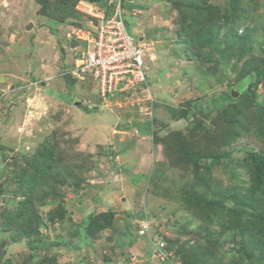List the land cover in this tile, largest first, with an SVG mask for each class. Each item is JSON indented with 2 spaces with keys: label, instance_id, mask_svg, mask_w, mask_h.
<instances>
[{
  "label": "rangeland",
  "instance_id": "374dc122",
  "mask_svg": "<svg viewBox=\"0 0 264 264\" xmlns=\"http://www.w3.org/2000/svg\"><path fill=\"white\" fill-rule=\"evenodd\" d=\"M135 1L125 18L154 44L153 100L119 95L89 111L95 84L60 76L86 18L0 0V264H264V0ZM124 112L118 126L147 121L160 143L142 176L97 147Z\"/></svg>",
  "mask_w": 264,
  "mask_h": 264
},
{
  "label": "built area",
  "instance_id": "2783aa9c",
  "mask_svg": "<svg viewBox=\"0 0 264 264\" xmlns=\"http://www.w3.org/2000/svg\"><path fill=\"white\" fill-rule=\"evenodd\" d=\"M125 0H105L103 5L80 0L75 11L85 17L73 39V63L64 73L95 83L100 102L121 95L140 94L150 102L148 73L145 63H154L153 42L138 40L128 30L124 10ZM72 39V37H71ZM85 46L80 48V44ZM94 105L89 104L88 108Z\"/></svg>",
  "mask_w": 264,
  "mask_h": 264
},
{
  "label": "crops",
  "instance_id": "0c3cea01",
  "mask_svg": "<svg viewBox=\"0 0 264 264\" xmlns=\"http://www.w3.org/2000/svg\"><path fill=\"white\" fill-rule=\"evenodd\" d=\"M128 1H130L132 4L134 2H136L135 0H128ZM65 64H67V63L65 62ZM53 81H54V79H53ZM62 85H63V83H61V86ZM63 89H65V88H63ZM125 113L126 112H124L122 116H117L116 117L117 120L115 119L114 120V124L112 126H110V131L112 133L111 142L97 145V147L98 148H103V149L104 148L105 149H110V150L111 149L112 150L115 149L114 151L117 152L118 159H119V161L121 163L120 165H124V166H127V167H132L133 165L130 162H133L134 164H136L135 169H134V167L131 168L132 170H134V172H137V173L140 172L142 174H144L143 172L147 173V171L151 167L150 166L151 162L153 163V160L156 158V155L158 154L160 143L156 142L154 139H152L150 136H148V134H146L147 130L144 131L141 128H136V127L132 128L131 127V126H135V124L133 125L132 123L127 122L128 124L124 125V127L126 126L127 129L118 126L117 123L124 119ZM106 119H108L107 118V113L105 115V119H102V120L100 119V120L101 121H105ZM126 121H132V120L130 119V120H126ZM121 123H124V122L122 121ZM137 126L139 127V125H137ZM134 129L135 130L140 129L141 133L139 132V134H136ZM147 129H148V126H147ZM127 130L132 131V133L134 135H138L139 136L137 139H135V142L133 141L134 143L132 141H128L127 142V140H126V143H125V141L121 139V136L119 137L118 135L114 134L115 132H119V133L120 132H127ZM119 135H121V134H119ZM122 138H123V136H122ZM149 139L152 141L151 142L152 145H151V149L150 150L147 147L148 143H149ZM116 142H118V143H116ZM91 145L95 146L96 144L94 145V144L90 143L87 146H91ZM123 154H126V158H125V156H122ZM148 161H150V163ZM144 166H146V167H144ZM153 167L154 166H152V168ZM121 170H122V168H120L119 163H118V168L116 169V172H115V175L113 176V179H115V180L118 179V177L120 176L118 174V172H120Z\"/></svg>",
  "mask_w": 264,
  "mask_h": 264
},
{
  "label": "trees",
  "instance_id": "16d2710c",
  "mask_svg": "<svg viewBox=\"0 0 264 264\" xmlns=\"http://www.w3.org/2000/svg\"><path fill=\"white\" fill-rule=\"evenodd\" d=\"M36 1H37V3L40 6L39 11H38V14L40 16H43V17L52 19L53 21H56V22H59V23L66 22L65 20L68 17V15H72L73 17H77V15H79L77 12H75V6H76V4H77V2L79 0H36ZM127 6L128 5L126 3L125 4V7L127 8ZM204 14L207 17L210 15V13H208L207 11H205ZM200 18H202V17H200ZM255 72H256L257 77H264V61H263V63L261 64V66L259 68H256ZM66 78H67V80H70L69 79V76L66 77ZM72 79H74L77 82L79 81V83L81 84L80 86H84L85 87V86H88V85L91 84L90 81H80V80H77L75 78H72ZM247 81H248L247 79H244L242 81H238L236 83V85L233 86V92H231L230 94H228L227 98H229V96L233 95L234 94V91H236L235 94L242 95V91L246 87V82ZM237 88H238V91H237ZM95 100L96 101H95L94 104L96 106L98 100L97 99H95ZM97 108L98 107H95L93 110L95 111V109H97ZM262 117L264 119V114L262 115ZM192 158H193L194 162H196V163L198 162L199 163L200 160H198V157L196 155H194V153H192ZM208 159H212L211 161H215L216 160L214 158H208ZM41 174H43V173H41ZM28 183L29 182L24 178L23 185L24 184H28ZM90 221H92V219ZM91 229H92L91 225L90 226H86L82 230H79L78 229L77 230L78 231L77 233H78L79 236L80 235L81 236H86L88 238V233L90 232ZM258 255H260V256L257 257V260L261 261L263 255H264L263 254V250H261Z\"/></svg>",
  "mask_w": 264,
  "mask_h": 264
},
{
  "label": "clouds",
  "instance_id": "9594fccd",
  "mask_svg": "<svg viewBox=\"0 0 264 264\" xmlns=\"http://www.w3.org/2000/svg\"><path fill=\"white\" fill-rule=\"evenodd\" d=\"M79 1H80V0H79ZM88 1H89V0H88ZM104 1H105V0H104ZM89 2H90V1H89ZM126 2H128V0H125V1H124V10L126 9V7H125ZM90 3H91V2H90ZM94 4H98V3H94ZM99 5H100V4H99ZM125 17H126V15H125ZM126 23H127V20H126ZM127 26H128V25H127ZM139 38H143V39L147 40V39L144 38V36H142V35H140ZM71 40H74V41H75V39H73V38L71 39V38H70V39L68 40V43H69L68 47L70 48V50H71V54H72V53H73V50H72V49H74L75 47H77V42H76V46L71 47V46H70V41H71ZM147 41H150V40H147ZM66 65H68V66L70 67V65H69L68 63L65 64V66H66ZM65 70H67V69H64L60 76H62V77H64V76H67V77H68V76H69V77H71V78H74V77H72V76H70V75L64 73ZM63 74H64V75H63ZM75 79H76V78H75ZM77 80H79V79H77ZM80 81H87V80H80ZM90 82H91V81H90ZM91 83H93V82H91ZM94 84H95V83H94ZM150 87H151V86H150ZM95 90H96V88H95ZM152 97H153V96H152ZM97 99H98V98H97ZM152 100H153V99H152ZM152 100H151V101H152ZM98 102H100V101L98 100ZM147 103H148V102L146 101V104H147ZM91 104L94 105L92 108L89 109L87 105H86V107H85V108H86L87 110H89V111H90V110H93V109L95 108V104H94V103H91ZM147 107L152 109V105H150V103H149V105H148ZM145 121H146V120H145ZM144 123H145V124H143L142 122L137 121L136 124H137V125L139 124V126H140V124H142V125L145 126V127L148 126V129H149L150 126H151L150 123H148L147 121L144 122ZM124 128H125V127H124ZM136 128H139V127L137 126ZM134 131L136 132V134H139L140 129H137V130L134 129ZM144 131H146V129H144ZM148 131L151 132V129H149ZM148 131H147V132H148ZM140 133H141V132H140ZM153 139H154V138H153ZM156 142H158V141H156ZM139 175L142 176L143 174H139ZM144 214H145V213H144ZM141 236H142V235H141ZM155 246H156V247L153 246V254L156 252V249H157L159 246H160V248H162L161 251H164V246H162L161 243L156 242ZM160 253H161V252H160ZM140 257H143V256H140ZM156 257H158V258L160 257V259H162V260L165 259V257H166L165 252H164L163 254H158ZM142 259H143V258H142Z\"/></svg>",
  "mask_w": 264,
  "mask_h": 264
},
{
  "label": "water",
  "instance_id": "95a60500",
  "mask_svg": "<svg viewBox=\"0 0 264 264\" xmlns=\"http://www.w3.org/2000/svg\"><path fill=\"white\" fill-rule=\"evenodd\" d=\"M91 3H99L100 2V0H89ZM32 28V24H29L27 27H26V29L27 30H30ZM70 46L71 47H74V46H76V41H74V40H71L70 41ZM78 105V104H77Z\"/></svg>",
  "mask_w": 264,
  "mask_h": 264
}]
</instances>
